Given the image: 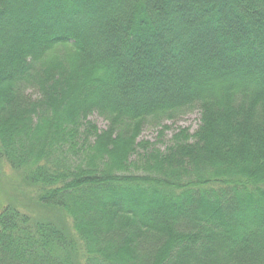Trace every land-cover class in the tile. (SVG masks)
<instances>
[{
    "label": "trees",
    "instance_id": "trees-1",
    "mask_svg": "<svg viewBox=\"0 0 264 264\" xmlns=\"http://www.w3.org/2000/svg\"><path fill=\"white\" fill-rule=\"evenodd\" d=\"M0 167V264H264V0H0Z\"/></svg>",
    "mask_w": 264,
    "mask_h": 264
},
{
    "label": "rangeland",
    "instance_id": "rangeland-1",
    "mask_svg": "<svg viewBox=\"0 0 264 264\" xmlns=\"http://www.w3.org/2000/svg\"><path fill=\"white\" fill-rule=\"evenodd\" d=\"M171 120H157L156 118H149L144 124L142 134L139 137V141H149L158 143V147L163 150L171 143L172 137L178 134L182 129H187L190 134L193 135L198 131L201 124L200 111L198 108L192 109L179 115H174ZM89 121L96 125L100 131H106L109 126L107 120L99 116L97 113L89 118ZM164 126H168L170 129L165 132L161 140L159 139L160 131ZM181 129V130H180ZM160 140V141H158ZM7 170V167H5ZM20 178L13 172H4L0 167V210L3 204L18 205L22 210L30 213L32 217L39 219H51L56 220L59 212H55L50 209L41 208L36 201H32L34 198L31 192H29ZM69 221L68 218L66 222Z\"/></svg>",
    "mask_w": 264,
    "mask_h": 264
}]
</instances>
